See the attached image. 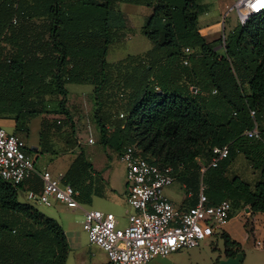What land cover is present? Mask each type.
<instances>
[{"label":"trees","instance_id":"trees-1","mask_svg":"<svg viewBox=\"0 0 264 264\" xmlns=\"http://www.w3.org/2000/svg\"><path fill=\"white\" fill-rule=\"evenodd\" d=\"M120 3L151 8L141 33L152 47L111 62V46L129 28ZM207 9L200 0H0V117L12 116L19 135L28 134L30 120L42 115V149L49 151L51 136L73 127L67 85L89 83L104 146L121 153L136 144L151 162L173 165L185 188L190 180L196 185L194 204L203 183L209 204L230 200L233 210L264 212V179L252 185L229 173L242 153L264 178V10L239 21L217 48L199 31ZM187 47L193 50L189 55ZM54 97L57 107L50 109ZM51 113L64 119H51ZM255 120L259 138L244 133ZM226 144L228 157L201 178L198 158L207 164L213 147ZM94 174L80 152L62 182L78 191L79 201H92ZM21 186L0 179V264H66V230L20 201ZM222 237L227 255L234 256L239 243L226 233Z\"/></svg>","mask_w":264,"mask_h":264},{"label":"built area","instance_id":"built-area-1","mask_svg":"<svg viewBox=\"0 0 264 264\" xmlns=\"http://www.w3.org/2000/svg\"><path fill=\"white\" fill-rule=\"evenodd\" d=\"M262 3L264 0H239L236 7L240 21L245 23L250 15L263 11ZM192 51L189 47L185 49L186 55ZM184 63H188V58ZM250 113L255 117L256 110L251 107ZM119 116L123 118L125 113ZM244 133L259 138L258 122L255 120L254 127ZM88 142L95 143V140L91 137ZM26 149L23 137L0 126V179L20 185L36 173L42 181V189L39 193L30 189L29 200L47 206H52L56 200L71 209L81 207L78 191L64 184L62 175L54 176L49 170L38 171L35 159ZM229 152L230 146L226 144L213 147L207 164L199 157L201 178L209 167L219 166ZM120 158L127 168L126 198L132 209L127 213V224L122 226L115 213L101 209L84 210L82 221L89 242L105 251L106 264H148L156 257L198 247L231 219L232 202L222 200L209 204L203 183L196 204L188 208L177 206L164 191L177 181L175 167L151 162L138 145L125 146Z\"/></svg>","mask_w":264,"mask_h":264},{"label":"rangeland","instance_id":"rangeland-1","mask_svg":"<svg viewBox=\"0 0 264 264\" xmlns=\"http://www.w3.org/2000/svg\"><path fill=\"white\" fill-rule=\"evenodd\" d=\"M212 1V9L211 13H219L217 9H219V5L221 8V13L226 11L227 22L231 20L233 15L239 14L238 9L236 7V3L239 0H208ZM226 4H228L226 6ZM122 10H127L126 14L128 16V21L130 24V28L127 30L126 37L122 41L115 42L111 48L110 53L108 54L109 61H119L122 58H125L129 54H141L146 52L152 47V42L150 39L140 32L142 25L144 24V20L146 19V12L136 9H129L131 7H142L140 5H134L129 3H122L121 4ZM226 6V7H225ZM144 7V6H143ZM224 23L222 22L216 25V28H220L219 35L222 36ZM69 91V99L68 105L71 111L73 112L74 118L77 121V129L80 133L83 134L81 138L82 145L79 147V152H83L89 160H94L97 171H94V179L97 180L98 186L101 184L103 185V191H97L93 194L92 201L82 200L81 207L76 209H71L66 206L59 207V206H46L44 204L33 202L37 208L41 211L46 213L47 215L52 216L47 212H54L57 217L60 219V213L57 210L64 209L67 211L68 217V225L70 229L75 232L76 234H81L82 238L80 241V245H82L83 251H79L77 248H73L67 258V264H91V258L89 255L90 244L87 242V231L83 228L82 221L84 219V210L88 209H101L104 211H111L116 214V216L120 219V224L125 226L127 224V213L128 211L132 210L129 206L126 198V182H127V168L126 164L121 160L120 156L113 153L112 157L108 156V153L112 151L111 146H104L101 142V133L99 125L94 117L96 103L93 98V86L89 83L84 84H68ZM57 98H52L49 101L50 109H54L57 107ZM118 110H120V105H114L111 108V112L114 118H117ZM49 117L52 119H64L62 115L51 113L48 114ZM40 119L36 118L34 121L35 123H39ZM107 129L112 128V124L109 123ZM75 132V131H74ZM23 135V137L27 136L26 133H19ZM67 133L65 131H57L53 137L54 145H56L57 150H62V145L65 143ZM22 137V136H21ZM94 138L95 143H89V138ZM78 139V137H77ZM45 151V152H50ZM50 153H55L53 148ZM78 155V154H77ZM50 157V154H42L39 158V162H45L46 159ZM237 163V162H236ZM242 162L235 164L231 167L229 173L234 174V172H243V166L241 165ZM64 174H62L63 176ZM244 179L248 180V176H245ZM111 178V180H108ZM40 179V178H39ZM39 179H35L37 181L36 184L40 185H32V190L36 193H39L42 189L41 183ZM189 182V188H185L180 181H175L171 186L165 188V193L171 195L175 201L185 197V201L187 204H191L197 195V188L192 180ZM191 190L195 196L189 197L188 192ZM26 195L23 191L19 192L20 200H25ZM55 218V217H54ZM57 219V218H56ZM60 222L62 219L59 220ZM221 241V239H219ZM204 241H209L208 239ZM201 242V244L204 243ZM88 243V244H87ZM200 244V245H201ZM93 245V244H91ZM195 248V247H194ZM191 249V248H189ZM187 249H182L183 252L176 258V262L178 264H188V256L186 254Z\"/></svg>","mask_w":264,"mask_h":264},{"label":"crops","instance_id":"crops-1","mask_svg":"<svg viewBox=\"0 0 264 264\" xmlns=\"http://www.w3.org/2000/svg\"><path fill=\"white\" fill-rule=\"evenodd\" d=\"M200 2L208 4V9L204 13H202L199 17V31L206 38L207 41L210 42L213 41L215 44H217V48H221V42H223L222 37H224L226 32L231 31L235 28V26L240 21V16L239 14L233 15L231 20L227 22L226 11L221 13L220 11L222 7H220V5H219V9H217L219 13L215 14V13H211L212 5H213L212 1L200 0ZM121 4L122 3H120V8L122 6ZM134 5H138V4H134ZM227 5L228 4H226V6ZM140 6L142 7H131L129 9H136L141 11L145 10L146 17L152 12L151 8L146 6L143 7V5ZM122 11H124L125 14L127 13L126 12L127 10L126 11L122 10ZM222 22L225 23H224L222 36H220L218 34L220 28L218 27L216 28V25ZM68 91L70 90L68 89ZM36 118H39L40 121L39 123L34 124ZM43 118L44 117L42 115L32 118L29 122L28 135L23 137V135L19 134V136H22L25 139L27 143V148L31 149V153L29 154L35 159L36 161L35 167L38 171L49 170L53 173L54 176H60L66 172V170L69 168L73 160L76 158L77 154L80 153L79 146L82 145L81 138L83 134L80 133V131H78L77 121L75 120V118H73V121L71 123V126L73 125V127L66 126L64 128L66 130L65 133H67L66 135L68 138H66L65 143L62 145V150L59 151L56 149V145L53 144L54 137L51 136V140L49 141V144L51 147V151L53 148L55 153H50L51 151L45 152L42 149V143H41V128H42ZM262 125L264 127V117H263ZM0 126L5 128L9 132H14L16 126V120L12 116L0 117ZM114 152L120 156V152H117L113 148L112 151L108 153V156L112 157ZM44 153L50 154V157L46 159L45 162L41 163L39 162V158ZM90 161L93 164L94 171H97L98 169L94 160H90ZM238 161L239 163L242 162L241 165L244 167L242 169L243 172L237 171L234 172V174H238L244 179V174L246 173L245 176L249 177L248 180L246 181L250 182L252 185H255L258 181L264 179L259 171L254 170L251 167L248 159L242 153L237 154L235 160L231 163L230 166L232 167L233 165L237 164ZM231 167H230V171H232ZM39 178L40 177L36 173H34L29 178H27L23 183H21L22 186L20 191L24 192V194L26 195L25 196L26 199L22 201L18 196L20 201L32 203V201L28 199L27 193L30 189H32V185H36V187L37 185H40V184H36L37 181H35V179H39ZM39 180L42 186V181L41 179ZM108 180H111V178H108ZM183 186L186 187L185 184H183ZM97 191L102 192L103 185L100 184L97 188ZM165 194L177 206L182 208H188L189 206L194 204L197 200V196H196L195 200L189 205L186 203L185 197L179 199L178 201H175L171 195H169L168 193ZM188 196L193 197L194 195L192 194V192H190ZM54 206H59L64 208L65 205L54 200ZM64 209H61L59 211L57 210V212H59L60 216L62 217L60 218L62 219L60 223L63 225L68 235V239L71 245L70 252L73 250V248H77L79 251H83L82 249L83 246L80 245L82 236L81 234H76L70 229V226L68 225V221H67L68 214L67 211ZM47 213L51 214L52 216L60 220L54 212H47ZM223 233L228 234L231 240L239 243V248H237L238 250H236V254L234 256H229L226 253V246H225L224 238L222 237ZM219 239H221V241ZM208 240L209 241H204V243L199 245L198 247L187 249L185 251L189 260L188 264H264V212L253 211L249 207L234 209L231 219L222 227L221 230H217L213 235V237L209 238ZM87 242L90 243L88 239V235H87ZM89 246L91 247L89 250L91 264H106L108 258L105 251L96 245L90 244ZM183 252L178 251L166 257H156L153 260H151L148 264H178L176 262V258Z\"/></svg>","mask_w":264,"mask_h":264},{"label":"snow or ice","instance_id":"snow-or-ice-1","mask_svg":"<svg viewBox=\"0 0 264 264\" xmlns=\"http://www.w3.org/2000/svg\"><path fill=\"white\" fill-rule=\"evenodd\" d=\"M262 6H264V3H262ZM253 7H255V5H253Z\"/></svg>","mask_w":264,"mask_h":264},{"label":"water","instance_id":"water-1","mask_svg":"<svg viewBox=\"0 0 264 264\" xmlns=\"http://www.w3.org/2000/svg\"><path fill=\"white\" fill-rule=\"evenodd\" d=\"M194 89H196V88H194Z\"/></svg>","mask_w":264,"mask_h":264}]
</instances>
